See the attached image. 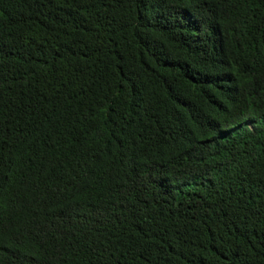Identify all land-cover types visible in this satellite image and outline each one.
I'll return each instance as SVG.
<instances>
[{"label": "trees", "instance_id": "trees-1", "mask_svg": "<svg viewBox=\"0 0 264 264\" xmlns=\"http://www.w3.org/2000/svg\"><path fill=\"white\" fill-rule=\"evenodd\" d=\"M0 264H264V0H0Z\"/></svg>", "mask_w": 264, "mask_h": 264}]
</instances>
